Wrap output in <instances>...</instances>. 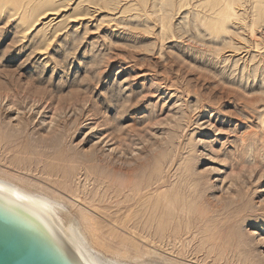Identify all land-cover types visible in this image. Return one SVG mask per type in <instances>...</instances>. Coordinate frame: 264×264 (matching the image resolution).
Returning <instances> with one entry per match:
<instances>
[{
  "label": "rangeland",
  "instance_id": "1",
  "mask_svg": "<svg viewBox=\"0 0 264 264\" xmlns=\"http://www.w3.org/2000/svg\"><path fill=\"white\" fill-rule=\"evenodd\" d=\"M0 175L108 255L264 264V0H0Z\"/></svg>",
  "mask_w": 264,
  "mask_h": 264
},
{
  "label": "water",
  "instance_id": "2",
  "mask_svg": "<svg viewBox=\"0 0 264 264\" xmlns=\"http://www.w3.org/2000/svg\"><path fill=\"white\" fill-rule=\"evenodd\" d=\"M0 264H114L57 204L0 181Z\"/></svg>",
  "mask_w": 264,
  "mask_h": 264
},
{
  "label": "bare ground",
  "instance_id": "3",
  "mask_svg": "<svg viewBox=\"0 0 264 264\" xmlns=\"http://www.w3.org/2000/svg\"><path fill=\"white\" fill-rule=\"evenodd\" d=\"M108 177V176H107ZM0 181H4V182H7V183H10L12 185H15L17 187H20L22 189H25L29 192H32L34 194H37L55 204H57L60 208H62L65 212H67L69 215L71 214L70 213V207L67 205V203H65L63 200L57 198V197H53V196H50L49 194H46V193H43V192H39L37 190H31L29 189V187H26L25 185H22L20 184L18 181H15V180H11L9 178H6V177H3L0 175ZM136 189V188H135ZM123 191V190H122ZM134 191V190H133ZM76 214V213H75ZM72 214L70 217L74 220V222L77 224L83 238H84V241L86 243V245L92 249L96 254H98L100 257L114 263V264H161V263H156L157 260H154L156 261L155 263L153 262H148L147 260H131L130 258L126 259L125 257L122 258V257H119L118 255H108L106 252H104L105 250H102L100 247L96 246L94 240L92 239L91 237V232L90 230H87L86 228H84V224L83 222H81V220L77 217H75L76 215ZM77 216H79L77 214ZM74 217V218H73ZM158 258V257H157ZM146 259V258H144ZM148 259V258H147ZM150 260V259H148ZM153 261V259H151ZM160 260H163V259H160ZM158 262H160L158 260ZM166 262V261H165Z\"/></svg>",
  "mask_w": 264,
  "mask_h": 264
}]
</instances>
